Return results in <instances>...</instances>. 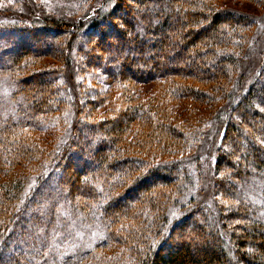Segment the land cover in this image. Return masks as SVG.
I'll return each instance as SVG.
<instances>
[{"label": "trees", "instance_id": "trees-1", "mask_svg": "<svg viewBox=\"0 0 264 264\" xmlns=\"http://www.w3.org/2000/svg\"><path fill=\"white\" fill-rule=\"evenodd\" d=\"M215 1L104 0L70 27L58 19L0 24V77L11 85L0 87V264H107L100 251L115 245L129 250V264H264V221L251 200L253 191L264 196V80L230 87L256 21ZM57 56L62 68L41 67ZM177 58L184 66L171 65ZM79 63L98 71L92 101L84 80L73 83L86 74ZM263 71L264 63L252 78ZM149 82L209 105L225 94L211 163L215 209L181 207L169 221L194 184L184 158L200 130L173 128L161 101L147 112L124 91L122 110L98 118L116 86ZM53 122L66 138L38 165L35 140L54 132ZM160 144L179 147L176 158L156 163L153 154L172 156ZM17 170L34 174L22 179ZM175 231L185 238L177 244Z\"/></svg>", "mask_w": 264, "mask_h": 264}, {"label": "rangeland", "instance_id": "rangeland-1", "mask_svg": "<svg viewBox=\"0 0 264 264\" xmlns=\"http://www.w3.org/2000/svg\"><path fill=\"white\" fill-rule=\"evenodd\" d=\"M104 3V0H0V24L9 23L12 21H26L31 24L34 22L36 27H38V23H42L43 20L47 21L50 19H58L63 22L65 21V23H67L70 27L75 23L83 22L86 19L89 11L93 12L95 10H91V8H103ZM214 4H216V8L218 9L229 10L241 15L242 17L256 21L254 35H249L250 41L248 43H243L242 49L237 52L238 56L241 53V57H243L241 58L242 66L236 71L235 74L231 75V80H238L239 82H231L232 84H230L231 89L240 90L242 84L246 83L245 85H250L249 89L252 90L254 84L256 88V86L259 84V81L264 80V71L261 74L259 72L254 79L252 78L264 63V0H216ZM65 30L69 29L67 28ZM252 32L253 30L249 32V34ZM60 41L61 39L58 40L57 44H60ZM81 48L82 50L87 49V44L83 43ZM171 62L172 66H184L181 65L182 63L178 58ZM40 63L42 68H62L64 64L63 60L60 59V56H57V58H45L42 60V62L40 61ZM78 68L86 71V74L84 77H82L79 73H76L73 77V83L77 85L79 82L84 80L86 82L84 86L87 88L86 89L83 87L84 97L89 98V100L92 101L97 92L95 88H97L96 84H98V81L95 78V75L98 73V71L83 64L80 66V63L78 64ZM157 70L159 71V67ZM160 83L163 82L136 84L130 89H126L127 86H119V88L116 86L114 90L110 91L111 93H109V96L106 97L108 100H105L106 98L103 101L101 100L102 105L96 111V114L98 118H104L106 116H112V113H114L116 110H122V108L125 106L124 103H126L124 96H127V94H123L124 91V93H128L130 101L134 105H142L144 110L147 112L151 111L152 105L155 104V106H159L157 102L161 101L162 105L164 106V114H167L169 121L173 122V128H176L177 126L179 131L183 133L185 132L187 135H193V132L196 130H200L202 132L200 133L199 139L191 138V148L188 151V156L184 158V161L188 162L187 171L189 170L190 177L194 180V184L192 187L190 186V188L186 190L178 203L170 209L169 221H173L176 220L183 212L182 211L180 213V209L182 210L181 207L186 209L189 207V205L201 203L208 205L212 210L215 209L216 200L213 194L214 174L211 163L214 162L213 160L216 158L217 146L221 140V129H218V124L221 121L217 122L215 119L217 118V108L220 106V101L225 96V94L217 93L216 97L218 98V101H215L209 105L210 100H205L204 102L200 101L201 103H199L189 95L181 97L179 95H171L172 93L170 94V92H172V89L168 90ZM188 84L197 85L193 81H189ZM101 85L98 87L99 91L105 89V87ZM0 87L3 88L1 90L2 92L10 90L11 85L7 82L6 77H0ZM78 93L79 92H77V94ZM73 97H76V92L73 91L72 88V98ZM224 105L225 103H222L220 107ZM258 108L259 111L264 114V111H261V109H264V104H259ZM68 116L70 117L71 121V115L68 114ZM55 124L56 126L54 128V132H50L51 134L46 135L39 134L38 136L41 137H37L35 140V146L40 152L36 158V163L38 165L43 160L45 161L44 153L51 152L59 145L61 140L66 138L62 132V129L60 130V128H62L61 123L53 122V126ZM177 133L179 134V132ZM185 141V139L180 138L181 143ZM159 147L166 149L168 153H172V156L164 159L163 157H160L159 153L153 154L152 156L156 158L154 160L156 163L167 164L168 160L176 158L174 152L178 151L179 147H166L164 144H160ZM178 157L182 156L179 155L177 158ZM17 174H20L19 176L24 179L26 177H32L34 173L29 172L28 170L20 173V170H17ZM200 175L203 176L200 177ZM251 198L257 208L256 211L258 212V216L264 221V196L255 194L253 191ZM16 208L17 204L14 205V214L17 212L18 208ZM176 231L174 232V236L171 240L173 244H177V242L180 243V240L182 241L185 239L184 234H180L182 231ZM122 252H124L123 257ZM100 253L105 257L102 262L106 260L107 264H129L131 261L129 259L130 255L128 254L129 250L126 248L123 249V246L117 247L115 245L114 247L107 249V251H100ZM161 254L165 257L166 251H162Z\"/></svg>", "mask_w": 264, "mask_h": 264}, {"label": "snow or ice", "instance_id": "snow-or-ice-1", "mask_svg": "<svg viewBox=\"0 0 264 264\" xmlns=\"http://www.w3.org/2000/svg\"><path fill=\"white\" fill-rule=\"evenodd\" d=\"M261 111H264V109H261Z\"/></svg>", "mask_w": 264, "mask_h": 264}]
</instances>
